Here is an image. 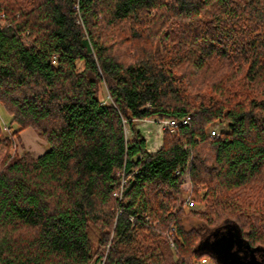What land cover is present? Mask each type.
Masks as SVG:
<instances>
[{
  "label": "trees",
  "instance_id": "1",
  "mask_svg": "<svg viewBox=\"0 0 264 264\" xmlns=\"http://www.w3.org/2000/svg\"><path fill=\"white\" fill-rule=\"evenodd\" d=\"M0 102L50 145L0 166V264H220L186 176L264 249V0H0ZM187 116L147 150L138 121Z\"/></svg>",
  "mask_w": 264,
  "mask_h": 264
},
{
  "label": "rangeland",
  "instance_id": "2",
  "mask_svg": "<svg viewBox=\"0 0 264 264\" xmlns=\"http://www.w3.org/2000/svg\"><path fill=\"white\" fill-rule=\"evenodd\" d=\"M12 119L13 116L7 112L4 105L0 102V125L2 128V136L8 137V139L12 141V146L10 147L7 144L0 145V166L2 165L3 159H5L8 154L23 155L25 153H30L33 156H39L50 148V145L47 143V141L41 137L39 132L33 127L28 126L21 129L18 124L12 122ZM225 126L226 125L224 122L213 124L210 127L211 135L213 136L212 131L215 130L216 134H214V136H217ZM137 128L142 132L144 138L146 139L147 150L149 152H153L154 148L158 147L159 145V148L162 146L165 126L164 123L159 121V119H145L138 121ZM181 189V197L184 201L183 206L186 210V214L183 218L184 226L187 229H198L203 232L204 236L212 238L213 229L207 227L206 223H204V221H202L198 215H194V212L205 209V203H199L193 198L194 195H192V181L189 176L185 177L184 181L182 182ZM204 192L205 191L202 190V194H204ZM190 199L194 200V205L189 204ZM97 234V229L95 227H91L90 235L92 237L94 246H97ZM171 247L174 250L175 246L172 244V242ZM203 260H207L210 264H214L212 258L208 256L203 257L200 262Z\"/></svg>",
  "mask_w": 264,
  "mask_h": 264
},
{
  "label": "water",
  "instance_id": "3",
  "mask_svg": "<svg viewBox=\"0 0 264 264\" xmlns=\"http://www.w3.org/2000/svg\"><path fill=\"white\" fill-rule=\"evenodd\" d=\"M200 246L209 251L220 264H264V254H261L262 258L257 255L264 249L252 247L237 225L216 228L212 238L204 240Z\"/></svg>",
  "mask_w": 264,
  "mask_h": 264
},
{
  "label": "built area",
  "instance_id": "4",
  "mask_svg": "<svg viewBox=\"0 0 264 264\" xmlns=\"http://www.w3.org/2000/svg\"><path fill=\"white\" fill-rule=\"evenodd\" d=\"M190 120V116H187L185 118L182 119H164V120H159L161 123H164L165 129H169L170 131H174V128L177 127L178 125H182V124H187ZM212 134H216V131L213 130ZM189 204L190 205H194L195 202L193 199L189 200ZM201 264H210L207 260H203L201 262Z\"/></svg>",
  "mask_w": 264,
  "mask_h": 264
},
{
  "label": "flooded vegetation",
  "instance_id": "5",
  "mask_svg": "<svg viewBox=\"0 0 264 264\" xmlns=\"http://www.w3.org/2000/svg\"><path fill=\"white\" fill-rule=\"evenodd\" d=\"M257 255H258V257L259 258H262V256H261V253L259 252V253H257Z\"/></svg>",
  "mask_w": 264,
  "mask_h": 264
},
{
  "label": "crops",
  "instance_id": "6",
  "mask_svg": "<svg viewBox=\"0 0 264 264\" xmlns=\"http://www.w3.org/2000/svg\"><path fill=\"white\" fill-rule=\"evenodd\" d=\"M159 146H160V145H159ZM159 146H158V147H155L153 152H155V150H156L157 148H159Z\"/></svg>",
  "mask_w": 264,
  "mask_h": 264
}]
</instances>
